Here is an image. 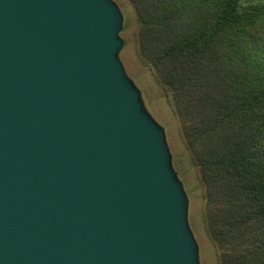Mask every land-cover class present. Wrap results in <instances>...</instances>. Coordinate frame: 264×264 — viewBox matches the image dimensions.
I'll return each instance as SVG.
<instances>
[{
	"label": "water",
	"instance_id": "95a60500",
	"mask_svg": "<svg viewBox=\"0 0 264 264\" xmlns=\"http://www.w3.org/2000/svg\"><path fill=\"white\" fill-rule=\"evenodd\" d=\"M113 0H0V264H200Z\"/></svg>",
	"mask_w": 264,
	"mask_h": 264
},
{
	"label": "trees",
	"instance_id": "16d2710c",
	"mask_svg": "<svg viewBox=\"0 0 264 264\" xmlns=\"http://www.w3.org/2000/svg\"><path fill=\"white\" fill-rule=\"evenodd\" d=\"M205 188L221 264H264V0H129Z\"/></svg>",
	"mask_w": 264,
	"mask_h": 264
},
{
	"label": "rangeland",
	"instance_id": "374dc122",
	"mask_svg": "<svg viewBox=\"0 0 264 264\" xmlns=\"http://www.w3.org/2000/svg\"><path fill=\"white\" fill-rule=\"evenodd\" d=\"M123 16L119 34L123 46L119 59L126 75L141 93L144 106L152 118L164 129L172 158V166L188 199L187 219L198 245L200 264H221V250L213 243L207 228L205 188L198 166L186 145L180 121L170 93L164 88L156 72L143 58L138 43V21L129 0H113Z\"/></svg>",
	"mask_w": 264,
	"mask_h": 264
}]
</instances>
